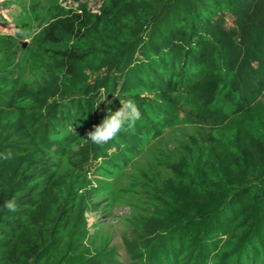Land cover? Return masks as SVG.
I'll return each instance as SVG.
<instances>
[{
    "label": "trees",
    "instance_id": "1",
    "mask_svg": "<svg viewBox=\"0 0 264 264\" xmlns=\"http://www.w3.org/2000/svg\"><path fill=\"white\" fill-rule=\"evenodd\" d=\"M75 1L49 10L43 86L18 90L0 65V264H106L86 245L76 180H54L55 137L76 131L78 172L115 168L180 118L183 96L209 132L165 164L171 178L143 183L152 212L137 226L152 234L133 264H264V0ZM17 100L21 118L7 122ZM129 102L134 128L94 143L88 133Z\"/></svg>",
    "mask_w": 264,
    "mask_h": 264
},
{
    "label": "rangeland",
    "instance_id": "2",
    "mask_svg": "<svg viewBox=\"0 0 264 264\" xmlns=\"http://www.w3.org/2000/svg\"><path fill=\"white\" fill-rule=\"evenodd\" d=\"M88 2L89 7L98 10L91 0ZM54 5L77 9L79 2L0 0V65H9L10 84L18 90L36 89L50 78L47 70L39 68L45 59L41 41L50 20L49 10ZM177 102L180 118L171 125L161 121V132L157 135L139 136V152L130 154L126 163L115 168L98 162L90 173L78 172L74 167L78 146L67 143V138L76 131L70 129L55 137L63 142L64 150L50 155L54 180H76L86 205V245L93 253L103 250L106 264H133L140 260L138 247L152 234V228L137 226L139 220L149 219L152 212L143 183L156 177L162 181L171 178L172 172L165 164L178 162L185 148L192 147L195 140L209 132V127L197 117L199 104L193 98L183 96ZM261 102L264 104V96ZM26 103L17 100L14 108L5 113L6 121H18Z\"/></svg>",
    "mask_w": 264,
    "mask_h": 264
},
{
    "label": "clouds",
    "instance_id": "3",
    "mask_svg": "<svg viewBox=\"0 0 264 264\" xmlns=\"http://www.w3.org/2000/svg\"><path fill=\"white\" fill-rule=\"evenodd\" d=\"M139 118L140 112L138 108L129 102L124 104L115 115L105 119L100 125L94 126V130L89 132L88 136L94 143H105L115 137L124 128L126 122L129 128H134L135 122ZM5 207L14 211L15 203L8 201Z\"/></svg>",
    "mask_w": 264,
    "mask_h": 264
}]
</instances>
